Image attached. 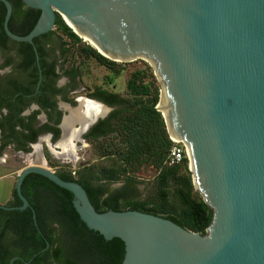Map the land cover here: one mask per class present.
<instances>
[{
	"label": "water",
	"instance_id": "1",
	"mask_svg": "<svg viewBox=\"0 0 264 264\" xmlns=\"http://www.w3.org/2000/svg\"><path fill=\"white\" fill-rule=\"evenodd\" d=\"M22 1L40 18L17 36L9 28L13 7L0 0L11 40L33 44L54 30L59 15L106 59L144 60L154 69L170 99V125L162 114L168 133L191 147L193 183L214 216L202 236L138 211L98 213L80 184L35 166L16 184L22 206L0 210L31 208L22 185L34 173L74 195L89 230L124 242L122 264H264V0ZM161 100L162 91L159 111Z\"/></svg>",
	"mask_w": 264,
	"mask_h": 264
},
{
	"label": "trees",
	"instance_id": "2",
	"mask_svg": "<svg viewBox=\"0 0 264 264\" xmlns=\"http://www.w3.org/2000/svg\"><path fill=\"white\" fill-rule=\"evenodd\" d=\"M8 1L13 7L9 23L11 32L17 36H27L36 26L40 11L26 7L22 0ZM5 16L6 8L0 2V44L8 40L2 31ZM50 34L60 39L63 58L61 72L74 81L93 59L110 71L107 85H113L121 75L119 68L127 65L110 61L85 44L59 15ZM38 39L34 42H38ZM134 63L142 66L131 73L126 97L102 87L90 95L108 106L117 107L85 136L99 162L77 171L62 170L57 175L64 181L80 184L98 213L138 211L164 218L189 232L206 236L214 212L195 189L188 158L177 165L168 163L174 144L162 113L157 108L161 85L148 63L142 60ZM54 69L53 66H44L45 77H58ZM46 90L47 87L44 88ZM145 169L155 174L152 188L144 198L136 199L137 187L142 184L138 175ZM42 178L47 182L46 186L56 189L50 201L51 210L45 209L43 197L40 202L38 196L32 198L27 194V181L22 193L35 209L44 237L37 232L29 210H0V264H11L17 256L20 259L13 264H122L124 242L119 238L105 240L99 233L89 230L74 208V195ZM117 183L123 186L110 191L108 187ZM12 197L17 200L16 204L8 202L3 205H22L15 188ZM52 225L56 227L52 228ZM59 241H63V245H59ZM47 244L49 249L41 253Z\"/></svg>",
	"mask_w": 264,
	"mask_h": 264
},
{
	"label": "flooded vegetation",
	"instance_id": "3",
	"mask_svg": "<svg viewBox=\"0 0 264 264\" xmlns=\"http://www.w3.org/2000/svg\"><path fill=\"white\" fill-rule=\"evenodd\" d=\"M2 31L7 36L4 27ZM40 37H38V42L29 44L15 42L7 36L8 40L0 44V164L8 165L11 163L8 161L10 159L8 153L10 157H25V161L30 162V165L25 167L23 171L35 166L31 162H33L32 155L35 153L34 148L37 146H39L40 159L45 160L46 165H54L51 158L55 160L64 159L63 156H61L62 158L56 157L52 149L58 153L62 151L58 144L64 134V118L69 114V109L78 107L79 98L77 94L80 91L79 82L82 80L83 75L82 73L76 81L71 79L70 76L64 75V72H61V61L63 60L61 44L55 43L56 38L52 34L42 39ZM44 66L46 68L53 66L55 68L54 72L58 77H45ZM63 80L67 81L65 86H62ZM45 87L48 90L44 91ZM99 87L102 86L94 85L86 88L88 92L85 98L100 103L109 109L107 117L103 119L106 120L117 107L108 106L99 99L90 97V95L97 92ZM93 127L82 136L80 142H76V148L82 142L91 147L85 136L91 132ZM55 167H57L58 171L50 169L55 174L62 170L66 172L72 170L66 166ZM8 168L10 169L11 167L9 166ZM43 168L49 169L48 167ZM1 170L2 168H0V181L13 178V172H6L7 174L2 175L4 171L2 170L1 172ZM73 175H75V172H73ZM19 176L20 174L18 178ZM42 177L32 173L25 178L23 185L27 181L25 185L27 194L32 198L38 196L37 200L40 202L44 198L46 201L44 203L45 209L51 210L50 201L51 199L53 200L52 196H55L54 191L56 189L46 186L47 182ZM16 184L17 182L13 189H16ZM40 197L43 198L41 199ZM9 202L16 204L17 200L12 197ZM29 204L31 208L24 211L29 210L32 215L34 211L36 215L32 204L30 202ZM34 225L37 232L44 237L38 222L35 223L34 221ZM55 227L56 225H52V228ZM57 236L60 237V235ZM59 245H63V241H59ZM13 259L16 261L20 258L17 256Z\"/></svg>",
	"mask_w": 264,
	"mask_h": 264
},
{
	"label": "rangeland",
	"instance_id": "4",
	"mask_svg": "<svg viewBox=\"0 0 264 264\" xmlns=\"http://www.w3.org/2000/svg\"><path fill=\"white\" fill-rule=\"evenodd\" d=\"M55 43H59L60 39L58 36L55 37ZM66 40V39H64ZM68 42V40H66ZM84 42V41H83ZM85 44H87L86 42H84ZM88 45V44H87ZM144 61V60H142ZM146 62V61H144ZM89 66L87 67L86 70L83 71V75H82V80L79 82V94H77L79 99H84L86 96V93L88 92L86 88L92 87V86H102L105 89L111 91V92H116L118 94H120L123 97L127 96V82L130 78V75L132 72H134L137 68L141 67L142 64L140 63H128L126 66H124V68H119V70H121V75L119 78H117L114 81L113 85H107V78L108 76H110V71L102 66L99 62H97L96 60H91L88 62ZM118 63V62H117ZM147 63V62H146ZM118 64H125V63H118ZM67 83L66 80L62 81V86H65ZM161 85V84H160ZM163 87L161 85V91H162ZM87 99V98H85ZM89 100V99H87ZM79 101V100H78ZM79 105V104H78ZM108 109V108H107ZM109 111V109H108ZM108 113V112H107ZM76 142H79V140L72 142L73 146L75 147V157H70L68 155L63 156L64 159H52L53 164H47L46 165V161L42 160V162L44 163V167H48L49 169L53 170V171H58L57 167L55 166H66L74 171H77L83 167H85L86 165L89 164H95L98 161V157L95 154L92 146L89 147L88 144H84L82 142L79 143L77 145L76 148ZM53 148V147H52ZM54 150V149H53ZM56 152V151H55ZM58 153V152H57ZM8 157L10 158L8 161L11 162L8 165H5L4 163L0 164V168H2V170L4 171V173L2 175H5L6 172H13V178H11L10 180L5 179L0 181V205H3V203L5 202L8 192L10 191V189L15 185V183L17 182V178L18 175L21 174V172L23 171V169L27 166L30 165V162H26L25 157L22 158L20 156H15V157H10L9 153H8ZM62 158V157H61ZM33 165H35L33 162H31ZM11 167L10 169L8 167ZM37 166V165H35ZM1 170V172H2ZM7 174V173H6ZM139 180L142 182L141 185H139L137 187V193L135 194V198L137 199H141L144 198L147 193L151 190L152 188V180L155 176L154 172H152L150 169H145L142 173H140L139 175ZM123 186L122 183H117V184H112L110 185L108 188L110 191H114V190H118ZM7 204V203H5Z\"/></svg>",
	"mask_w": 264,
	"mask_h": 264
},
{
	"label": "bare ground",
	"instance_id": "5",
	"mask_svg": "<svg viewBox=\"0 0 264 264\" xmlns=\"http://www.w3.org/2000/svg\"><path fill=\"white\" fill-rule=\"evenodd\" d=\"M64 18L66 22L68 23V25L81 36L83 41L93 46V44L90 42V40L87 37L81 35L78 32L77 28H75V26L72 24V22L68 18L66 17ZM94 47L97 48V46H94ZM78 102H79L78 107L69 109V114L66 115V117L64 118V123H63L64 134H63L62 140L58 144V147L62 151L61 153H57L55 152V150L52 149V152L54 153L56 157H61V156L66 157V155H68L74 158L75 157V154H74L75 147L73 146L72 142L76 140H79L80 142L81 133H83L87 129V127L90 124H92L97 118L104 117L108 112L107 107L93 100L79 99ZM169 103H170V99L168 98L167 91L164 88L162 90V100H161L159 109L161 113L165 116L166 120L168 121L170 125V112L171 111L168 109ZM172 136L176 141L183 140L177 135H172ZM187 146L189 148L191 168L195 172L196 167H195L193 153H192L191 147L188 144ZM34 150H35V153L32 155L33 163L37 166L44 167L45 165L44 163H42V160L40 159V155H39L40 154L39 146L35 147ZM196 182L198 185L197 180Z\"/></svg>",
	"mask_w": 264,
	"mask_h": 264
},
{
	"label": "built area",
	"instance_id": "6",
	"mask_svg": "<svg viewBox=\"0 0 264 264\" xmlns=\"http://www.w3.org/2000/svg\"><path fill=\"white\" fill-rule=\"evenodd\" d=\"M171 141L173 142V148L171 149L168 163L170 165L180 164L185 158L189 160V148L186 142L176 141L173 137L170 136ZM190 162V161H189Z\"/></svg>",
	"mask_w": 264,
	"mask_h": 264
},
{
	"label": "crops",
	"instance_id": "7",
	"mask_svg": "<svg viewBox=\"0 0 264 264\" xmlns=\"http://www.w3.org/2000/svg\"><path fill=\"white\" fill-rule=\"evenodd\" d=\"M12 196H13V187L8 192L7 198L3 204L8 203L12 199Z\"/></svg>",
	"mask_w": 264,
	"mask_h": 264
}]
</instances>
